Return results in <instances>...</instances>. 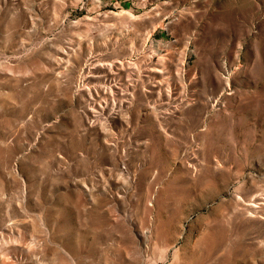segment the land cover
Here are the masks:
<instances>
[{"label":"rangeland","instance_id":"obj_1","mask_svg":"<svg viewBox=\"0 0 264 264\" xmlns=\"http://www.w3.org/2000/svg\"><path fill=\"white\" fill-rule=\"evenodd\" d=\"M0 264H264V0H0Z\"/></svg>","mask_w":264,"mask_h":264}]
</instances>
